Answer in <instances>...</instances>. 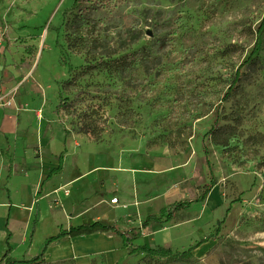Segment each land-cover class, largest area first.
Returning <instances> with one entry per match:
<instances>
[{
	"label": "rangeland",
	"instance_id": "374dc122",
	"mask_svg": "<svg viewBox=\"0 0 264 264\" xmlns=\"http://www.w3.org/2000/svg\"><path fill=\"white\" fill-rule=\"evenodd\" d=\"M263 15L264 0H117L105 7L0 0V81L11 77L18 89L37 65L28 81L38 83L44 109L60 94L70 131L88 128L123 158L132 177L121 211L112 220L103 214L120 228L198 196L208 182L201 137L221 105L220 130L207 137L216 184L203 203L143 230L134 246L150 252L125 249L113 234L115 241L72 237L64 248L71 254L49 264H264V31L256 34ZM61 211L58 222H42L28 251V239L15 232L13 256L37 255L57 226L68 228ZM93 218L79 215L71 225ZM92 244L104 252L79 251ZM174 253H185V261L172 260Z\"/></svg>",
	"mask_w": 264,
	"mask_h": 264
},
{
	"label": "crops",
	"instance_id": "0c3cea01",
	"mask_svg": "<svg viewBox=\"0 0 264 264\" xmlns=\"http://www.w3.org/2000/svg\"><path fill=\"white\" fill-rule=\"evenodd\" d=\"M36 69L37 65L31 73L25 74L18 89L11 77L0 81V259L7 248L8 231L11 233V256L14 257L15 232L22 231L23 243L28 239V251L32 237L44 220L58 222V206L62 207L61 213L69 227L72 219L83 214L94 218L89 222H77L79 224L72 227L95 221L104 224L103 214L113 213L112 220L121 206L109 201L113 197L122 201L127 194L123 187L132 177L124 170L126 164L122 157L90 136L70 131L62 121L61 111L55 112L58 102L51 111L44 109L38 83L28 81ZM101 207L103 211L100 212ZM35 217L36 226L32 232ZM110 220H106L105 225H116ZM20 223H24L22 229L18 228ZM59 231L57 226L54 235ZM103 236L115 241L112 233L94 231L70 236L75 237L72 240L53 242L45 253V262L55 263L68 257L71 253L64 248L70 240L90 242ZM95 248L102 247L92 244L79 251L104 252L95 251Z\"/></svg>",
	"mask_w": 264,
	"mask_h": 264
},
{
	"label": "trees",
	"instance_id": "16d2710c",
	"mask_svg": "<svg viewBox=\"0 0 264 264\" xmlns=\"http://www.w3.org/2000/svg\"><path fill=\"white\" fill-rule=\"evenodd\" d=\"M78 1H75V3L72 5L75 6ZM116 4L117 0H94V6L95 7H105L109 4ZM264 31V15L261 20L260 25L258 26L256 30V34L260 35ZM256 47H254L252 53L250 56L247 58L245 62H243L239 69L236 71V74L231 82V85L229 87V91L224 93L223 97L221 98V102L226 100L228 95L230 94L231 91L235 89L237 86V83L240 79V69L246 65H249L252 60H253V55L255 53ZM115 62V61H114ZM118 64L121 63V61L117 62ZM103 61H99L96 63V65H87L86 68L91 71L95 70L97 66L103 65ZM63 111L65 114L68 113L69 111V105H66L65 99L61 97L59 94L58 97V104L55 107V112ZM221 105L217 104L213 107L209 119H208V129L207 132L201 137L200 141V146H201V153L203 155L204 159V165L207 169V176H208V182L203 184L198 191V196L193 199V200H188V201H178L175 203H172L169 205L165 210H163L160 214V216L156 217L155 215H147L146 218L141 222L140 226L138 227H133L130 229H120L116 225H105L101 224L97 221L89 224L85 223L76 227H69V229H64L58 232V234L51 236L47 238L39 251V253L33 257L29 258H14L11 256V247L9 244V240L11 238V233L8 231V236L6 239V251L2 258L0 259V264H46L45 262V253L48 250V247L51 243L59 241L61 239H67L70 236L73 235H82V234H89L90 232L94 231H101V232H109L112 233L113 235L119 237L121 239L122 245L126 249H136L139 248L143 252H150L151 249L147 248L144 245H138L139 247H135L134 243L136 240L140 239L143 233V230L147 229L149 227V224L152 221H157L159 223H168L170 221H174L177 219L180 213L188 211L194 204L197 203H203L207 197L210 195L212 189L214 188L216 184V175L213 167V160H212V150L210 149V144L207 140V137L210 135H213L214 137L217 135L219 132L220 128V121H221ZM78 133H82L85 135H88L90 137H93L94 134L92 133L91 130L88 128H81ZM95 141L99 140L96 137H94ZM227 143V139H225V143ZM36 217L35 220L33 221L32 224V232L36 226ZM7 226V224H6ZM185 253H174L172 255V260L180 261L183 262L185 261L186 258H184Z\"/></svg>",
	"mask_w": 264,
	"mask_h": 264
},
{
	"label": "built area",
	"instance_id": "2783aa9c",
	"mask_svg": "<svg viewBox=\"0 0 264 264\" xmlns=\"http://www.w3.org/2000/svg\"><path fill=\"white\" fill-rule=\"evenodd\" d=\"M111 204H117L118 203V199L116 197H113L110 199L109 201Z\"/></svg>",
	"mask_w": 264,
	"mask_h": 264
}]
</instances>
